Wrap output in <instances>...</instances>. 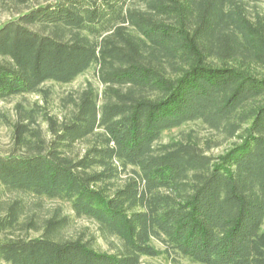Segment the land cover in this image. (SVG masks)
I'll return each instance as SVG.
<instances>
[{
	"label": "trees",
	"instance_id": "1",
	"mask_svg": "<svg viewBox=\"0 0 264 264\" xmlns=\"http://www.w3.org/2000/svg\"><path fill=\"white\" fill-rule=\"evenodd\" d=\"M15 2L0 101L97 84L6 120L0 264H264V0Z\"/></svg>",
	"mask_w": 264,
	"mask_h": 264
},
{
	"label": "rangeland",
	"instance_id": "2",
	"mask_svg": "<svg viewBox=\"0 0 264 264\" xmlns=\"http://www.w3.org/2000/svg\"><path fill=\"white\" fill-rule=\"evenodd\" d=\"M1 2H5V8L2 6ZM15 0H0V26L7 20L15 17V11L17 10L14 6ZM87 81H92L97 84V79L95 76V68H90L87 72L81 74L77 79L69 84H58L48 82L42 86V88L49 90V95L45 93H31L24 96H14L8 100L0 101V154H6L13 146L12 139V128L6 122V120H14L16 116V106L19 103L25 105V107H32L35 104L41 106H47L53 110V112H59V101L66 94L81 89L87 83ZM197 134L202 142L208 138H214L215 134L209 131L207 128L203 127L199 123H192L185 125L181 129H175L170 132H166L164 136V141L170 140L172 137H179L183 131H191ZM230 144V141L223 142L220 146H215L212 149L208 150L209 153L217 155L220 154L223 150L227 148ZM60 202L57 201H48L46 202L47 208L53 207ZM67 210V208H66ZM89 228L91 232L97 230V226L94 222L86 218H77L74 222L72 231H80L82 229ZM100 246L103 250L108 249L106 243H100ZM142 264H172L168 262L163 257L157 258H143ZM179 264H196L187 260H182Z\"/></svg>",
	"mask_w": 264,
	"mask_h": 264
}]
</instances>
